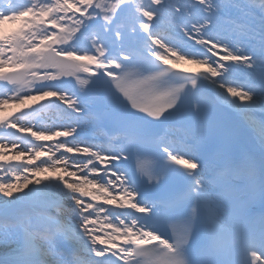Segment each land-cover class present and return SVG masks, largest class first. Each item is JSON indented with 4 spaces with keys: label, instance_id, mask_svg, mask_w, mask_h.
Returning a JSON list of instances; mask_svg holds the SVG:
<instances>
[{
    "label": "snow or ice",
    "instance_id": "obj_1",
    "mask_svg": "<svg viewBox=\"0 0 264 264\" xmlns=\"http://www.w3.org/2000/svg\"><path fill=\"white\" fill-rule=\"evenodd\" d=\"M8 108L0 264H264V0H0Z\"/></svg>",
    "mask_w": 264,
    "mask_h": 264
},
{
    "label": "rangeland",
    "instance_id": "obj_2",
    "mask_svg": "<svg viewBox=\"0 0 264 264\" xmlns=\"http://www.w3.org/2000/svg\"><path fill=\"white\" fill-rule=\"evenodd\" d=\"M3 27H7V29L5 30L6 33H11L12 31H14L17 28V25L9 22V23H6ZM8 109H11V108H8ZM0 115H1V113H0Z\"/></svg>",
    "mask_w": 264,
    "mask_h": 264
},
{
    "label": "bare ground",
    "instance_id": "obj_3",
    "mask_svg": "<svg viewBox=\"0 0 264 264\" xmlns=\"http://www.w3.org/2000/svg\"><path fill=\"white\" fill-rule=\"evenodd\" d=\"M4 28V31L7 29V27H3ZM184 66V65H183ZM186 68H189V69H193V70H196V66L194 65H185ZM202 70V69H201ZM16 109L14 108V111L15 112ZM2 113V112H1Z\"/></svg>",
    "mask_w": 264,
    "mask_h": 264
}]
</instances>
